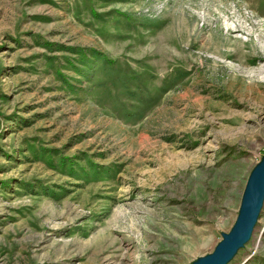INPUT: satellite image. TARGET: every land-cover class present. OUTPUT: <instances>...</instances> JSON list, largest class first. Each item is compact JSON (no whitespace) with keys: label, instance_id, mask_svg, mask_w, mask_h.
Segmentation results:
<instances>
[{"label":"rangeland","instance_id":"374dc122","mask_svg":"<svg viewBox=\"0 0 264 264\" xmlns=\"http://www.w3.org/2000/svg\"><path fill=\"white\" fill-rule=\"evenodd\" d=\"M263 156L264 0H0V264H191Z\"/></svg>","mask_w":264,"mask_h":264},{"label":"water","instance_id":"95a60500","mask_svg":"<svg viewBox=\"0 0 264 264\" xmlns=\"http://www.w3.org/2000/svg\"><path fill=\"white\" fill-rule=\"evenodd\" d=\"M264 208V156L247 179L237 218L227 233L221 234L214 250L191 264H229L251 240Z\"/></svg>","mask_w":264,"mask_h":264}]
</instances>
